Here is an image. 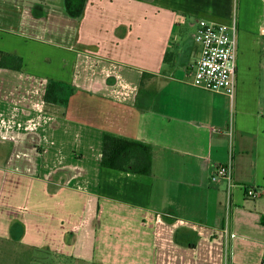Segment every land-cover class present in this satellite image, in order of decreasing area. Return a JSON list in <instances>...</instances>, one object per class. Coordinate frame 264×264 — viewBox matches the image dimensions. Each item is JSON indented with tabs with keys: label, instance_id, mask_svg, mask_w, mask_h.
Wrapping results in <instances>:
<instances>
[{
	"label": "crops",
	"instance_id": "1",
	"mask_svg": "<svg viewBox=\"0 0 264 264\" xmlns=\"http://www.w3.org/2000/svg\"><path fill=\"white\" fill-rule=\"evenodd\" d=\"M236 1L19 11L0 44L24 58L0 67V264L263 263L259 42L241 36L233 99L194 84L199 19L235 18ZM50 79L69 84L65 104L45 100ZM106 132L150 143L152 173L104 166ZM228 163L232 179L212 180Z\"/></svg>",
	"mask_w": 264,
	"mask_h": 264
},
{
	"label": "built area",
	"instance_id": "2",
	"mask_svg": "<svg viewBox=\"0 0 264 264\" xmlns=\"http://www.w3.org/2000/svg\"><path fill=\"white\" fill-rule=\"evenodd\" d=\"M195 39L201 44V54L194 64V84L206 89L228 94L232 99L237 92L238 25L236 19L220 22L206 18L199 19ZM222 177L232 179L231 163L221 164L212 174V180ZM246 194L258 197L262 191L246 187ZM227 264H235L232 260ZM264 264V260L263 263Z\"/></svg>",
	"mask_w": 264,
	"mask_h": 264
},
{
	"label": "rangeland",
	"instance_id": "3",
	"mask_svg": "<svg viewBox=\"0 0 264 264\" xmlns=\"http://www.w3.org/2000/svg\"><path fill=\"white\" fill-rule=\"evenodd\" d=\"M51 1H56V4H59L60 6L64 2V0H0V27H2L0 28V35L5 38L1 40L2 42H0V44L3 43L8 45L9 36L7 35H10L9 31L16 30L17 25L23 23L22 21L19 22V11H32L33 8L39 9L36 11H40L43 10L41 4H43L44 8L47 9ZM235 9V19L238 25V54L236 72L237 89L240 84L242 85V83L247 82L243 76V70L245 69V64L243 65V50L241 52V45L239 46L241 36H243V34L247 36L246 38L248 42L254 44L256 43L255 41L259 42V50H257V53L255 54L251 53L250 56L252 59L257 57L259 83L264 89V0H237ZM232 19L228 18L220 22H231ZM243 29L244 31L242 33ZM11 41L13 43V39ZM0 51L8 50L2 49ZM0 254H2V250H0ZM43 258L44 257H40V260L42 261L39 263L47 264L46 260Z\"/></svg>",
	"mask_w": 264,
	"mask_h": 264
},
{
	"label": "trees",
	"instance_id": "4",
	"mask_svg": "<svg viewBox=\"0 0 264 264\" xmlns=\"http://www.w3.org/2000/svg\"><path fill=\"white\" fill-rule=\"evenodd\" d=\"M24 58L17 53L0 51V67L22 69ZM68 83L50 79L45 92V100L65 104L71 91ZM102 164L104 166L151 174L153 167V146L150 143L129 138L113 132H106Z\"/></svg>",
	"mask_w": 264,
	"mask_h": 264
}]
</instances>
